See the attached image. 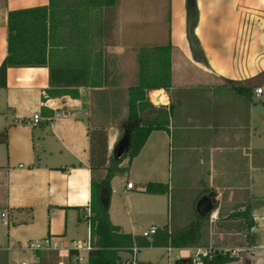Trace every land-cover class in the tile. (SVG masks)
Returning <instances> with one entry per match:
<instances>
[{
  "label": "crops",
  "instance_id": "0c3cea01",
  "mask_svg": "<svg viewBox=\"0 0 264 264\" xmlns=\"http://www.w3.org/2000/svg\"><path fill=\"white\" fill-rule=\"evenodd\" d=\"M123 1L110 11H99L94 26L90 12L88 19H62L59 25L70 42H82V54H60L62 47H56L52 65L67 60L73 67L87 53L94 87H69L67 93L50 95L48 91L60 89L51 86L49 68L7 70L6 87H0V135L5 141L0 142V264H39L50 252L25 248L47 237L67 245L92 243V185L106 178L110 158L119 159L117 145L129 136L128 90L138 83L140 50L169 43L172 86L148 93L155 107L168 112V126L152 132L131 163L124 159L119 165L126 171L110 181V221L120 233L149 244L163 228L173 231L171 218L164 223L159 212L166 199L168 204H191V215L197 211L208 221L199 246L134 245L120 253L122 264L133 262L140 248L176 250L186 261L197 249L235 250L238 260L231 264H264V139L256 131L260 123L252 107L255 99L264 98L255 94L256 88H264V0H196L193 39L187 0H130L127 9ZM48 5L49 0H0V68L8 54L9 12ZM70 68L62 72L55 67L54 80H85L84 71ZM153 94L161 95L157 102ZM36 114L40 122L35 126ZM101 130L107 137L108 160L104 168H93V134ZM129 182L133 189L127 187ZM149 183L166 184L168 191L149 194ZM202 204L208 206L202 209ZM242 204H250L254 220L251 247L234 226L242 221L228 219ZM149 219L157 233L144 237L149 229L141 234L137 226ZM234 243L238 247L228 248ZM241 250L247 253L241 255ZM59 254L69 261L71 252Z\"/></svg>",
  "mask_w": 264,
  "mask_h": 264
},
{
  "label": "trees",
  "instance_id": "16d2710c",
  "mask_svg": "<svg viewBox=\"0 0 264 264\" xmlns=\"http://www.w3.org/2000/svg\"><path fill=\"white\" fill-rule=\"evenodd\" d=\"M119 0H49L47 7H37L23 10L11 11L8 14V54L0 68V87H6L7 70L9 68L21 67H47L50 71V83L53 89L48 93L50 95H61L67 93L69 87L90 86L94 87V79L90 80V70L87 65V53L75 66H69L67 60L56 66L52 65L51 58L56 47L60 54L66 55L69 52H81L79 47L82 42H70L66 33L67 30L60 29L62 19L65 21L82 20L83 16L88 19L89 12L92 14L91 22L97 21L99 11H110L114 9ZM187 19L189 38L193 39L194 28L198 19V9L196 0H187ZM63 20V21H64ZM64 27V26H63ZM65 31V32H60ZM71 33L81 34L82 30H69ZM93 33L94 30H93ZM76 43L77 47H74ZM193 47L197 42H191ZM81 49V50H79ZM172 46L169 43L164 47L143 48L138 56V83L128 90V117L126 123L130 126L129 149L121 158H110V167L107 170L106 178L99 184L92 185V202L90 207L91 215L88 217L91 227V237L93 250L89 253L85 264H122L120 253L138 246L153 245L163 247L172 245L174 247L199 246L202 230L208 217L195 214L189 225L179 230H173L169 233L168 227L160 230L151 244L145 240L134 238L130 234L120 233V229L114 226L109 216V199L111 196V179L124 173L126 169L118 168L124 159L129 163L136 158L149 136L154 131L165 130L168 126V112L163 107H155L149 99L148 93L152 90H169L172 86L171 73V53ZM94 51V50H92ZM61 58H64L61 57ZM93 63H97V57L93 58ZM58 68L62 72L78 68L85 72V80L76 81H55L54 69ZM75 67V68H74ZM78 71V72H79ZM91 71V72H90ZM94 72V71H93ZM239 93H248L243 88H234ZM146 112L155 113V118H144ZM0 142H5L0 135ZM93 168H104L107 163V137L104 131H97L93 134L92 147ZM168 191V185L160 183H149L146 186V192L149 194H165ZM208 205L202 204V209ZM240 210H236L229 216V220H241L243 233L246 237L247 246L254 244V236L251 230L254 227V220L251 217L250 204H242ZM76 253L71 252L69 260L75 257ZM46 254L42 256V263L46 262ZM238 258L231 251L211 252L203 258L204 264H231ZM71 264V263H70ZM176 264H192L191 260L177 261ZM245 264H250L246 262Z\"/></svg>",
  "mask_w": 264,
  "mask_h": 264
},
{
  "label": "rangeland",
  "instance_id": "374dc122",
  "mask_svg": "<svg viewBox=\"0 0 264 264\" xmlns=\"http://www.w3.org/2000/svg\"><path fill=\"white\" fill-rule=\"evenodd\" d=\"M123 7L125 9L130 8L131 7L130 0H124ZM111 18H115V17L112 16ZM254 102L255 104L252 105L253 118H255L257 122L260 123V128H257L255 123L253 126L256 127L257 133L261 134L262 138L264 139V98L262 100L255 99ZM123 122L124 120H122V122H119L117 125L120 126V124L122 125ZM121 134H124V129H122ZM171 166L175 168L176 170V163L174 164V160L173 162H171ZM190 205L191 204L183 206V204H178V203L168 204L167 199H166L163 204H159L160 206L159 212L160 214L162 213L164 216L163 220L161 221H164V223H167L168 218L169 219L171 218L170 220L172 221L170 222L173 225V230L182 229L183 225H188L190 220L194 218L193 215H191L193 213V209L191 210ZM224 210H228V207L226 205L224 206ZM151 223L152 221L150 219L141 221V223H139L137 226L138 231L142 234L145 230H148V229L150 230ZM234 226L237 230L243 231L242 225L238 226L237 224H234ZM125 227H126L125 229H131L130 226L128 225H126ZM233 247H238L237 243H234L228 246V248H233ZM138 250L139 252H137L136 254L135 264H150V263L176 264L177 262L176 255L178 253L176 250L170 253L166 251H161V250L160 251L147 250L145 248H140ZM240 253L242 255L243 253H247V251L241 250ZM128 257L131 259L130 256ZM70 263L71 264H84L83 262L77 263L75 259L68 261L64 255H60L59 253H54V252L47 254L46 262H45V264H70ZM39 264H43V263L40 262Z\"/></svg>",
  "mask_w": 264,
  "mask_h": 264
},
{
  "label": "built area",
  "instance_id": "2783aa9c",
  "mask_svg": "<svg viewBox=\"0 0 264 264\" xmlns=\"http://www.w3.org/2000/svg\"><path fill=\"white\" fill-rule=\"evenodd\" d=\"M255 94L258 97L264 96V88H256ZM40 122V116L38 114L34 115L33 117V125H38ZM127 187L129 189L134 188V184L132 182H129L127 184ZM157 233V228L153 227L148 231H145L143 233L144 237H150L151 235H154ZM26 250L33 252V253H43V252H57V253H63V252H75L76 255L74 259L77 263H86L88 259L89 253L93 250V246L91 243V240H88L87 242H81V241H72L70 244H65L61 239L55 238V237H47L40 241H35L29 243L26 248ZM169 252L171 249L168 250ZM211 251L209 250H203V249H197L194 250L192 255H189L187 258L192 261V264H204L203 258L206 257L208 254H210ZM232 254H236V251L233 250ZM184 256L181 254V252L176 256V259L179 261H182ZM14 264H27V262H17ZM126 264H135V260L133 262H127Z\"/></svg>",
  "mask_w": 264,
  "mask_h": 264
},
{
  "label": "water",
  "instance_id": "95a60500",
  "mask_svg": "<svg viewBox=\"0 0 264 264\" xmlns=\"http://www.w3.org/2000/svg\"><path fill=\"white\" fill-rule=\"evenodd\" d=\"M129 144H130V137L127 136L126 138L122 139L117 148H116V151H115V154H116V158H121L122 155L128 151L129 149Z\"/></svg>",
  "mask_w": 264,
  "mask_h": 264
},
{
  "label": "bare ground",
  "instance_id": "6f19581e",
  "mask_svg": "<svg viewBox=\"0 0 264 264\" xmlns=\"http://www.w3.org/2000/svg\"><path fill=\"white\" fill-rule=\"evenodd\" d=\"M161 95L160 94H153V99L155 100V99H158L159 97H160ZM156 101V100H155ZM157 102V101H156Z\"/></svg>",
  "mask_w": 264,
  "mask_h": 264
}]
</instances>
